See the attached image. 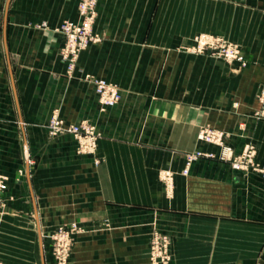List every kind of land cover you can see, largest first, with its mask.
Here are the masks:
<instances>
[{
    "label": "crops",
    "instance_id": "crops-1",
    "mask_svg": "<svg viewBox=\"0 0 264 264\" xmlns=\"http://www.w3.org/2000/svg\"><path fill=\"white\" fill-rule=\"evenodd\" d=\"M79 1L0 0L6 2L0 15V174L8 176L14 198L9 210L21 214L22 202L41 197L47 223L69 214L88 217L94 232L76 240L73 264H148L154 226L170 237L168 264H264V177L218 158L196 160L182 173L185 152L218 153L219 147L197 139L201 124L222 130L235 153L251 142L264 168L257 101L264 83V0H98L93 30L102 38L80 54L69 75L56 28L78 17ZM133 2H190L187 33L175 14L173 34L129 35ZM197 11L204 14L200 23ZM41 21L47 28L35 26ZM198 30L238 43L247 65L181 51L183 39ZM87 73L117 83L119 103L100 111ZM54 111L97 126L104 157L97 170L76 155L73 137H48ZM166 167L173 171L171 195L157 176ZM43 182L45 192L37 195ZM15 218H0L1 246L7 229L21 230ZM103 218L110 228H102ZM13 245L24 248V264H44L42 257L35 260V249H25L35 241Z\"/></svg>",
    "mask_w": 264,
    "mask_h": 264
},
{
    "label": "rangeland",
    "instance_id": "rangeland-1",
    "mask_svg": "<svg viewBox=\"0 0 264 264\" xmlns=\"http://www.w3.org/2000/svg\"><path fill=\"white\" fill-rule=\"evenodd\" d=\"M82 1V0H80ZM78 2L77 4V12H78V17L76 19H65L62 20L59 25L57 26L56 30L60 32L61 38L63 40V29L62 25L66 21H73V22H78L82 19L83 15L80 14L79 12V5L81 2ZM5 3L6 2H0V15L3 14L4 9H5ZM197 3L195 5L196 9L198 8L201 9V12L204 10V8L201 6L200 2H194ZM97 5H98V0H93V2H89L88 6H90L88 12H86L87 15H91L93 13V19H92V24H91V31L94 35H97L99 39L97 41H90L87 46L79 53L75 67L77 65L78 59L80 54L92 43L99 42L102 38V36L98 33H96L93 30V25L96 21L97 17ZM133 8L130 10L129 9V35H137L138 31H142V34H157L159 33H165V34H173L174 32V17L175 14L181 17V31L182 34L187 33L188 27H189V10H190V2H133ZM199 9V10H200ZM197 11V16L195 21L197 23H200L201 20L199 19L201 16L203 17V13ZM131 16H133V19H131ZM139 18V19H137ZM179 24V22H178ZM35 26L39 28H47V23L45 21H41ZM138 26L139 29H138ZM179 29V28H178ZM189 39H183V42L180 46V50L189 54H194V55H210L215 58H218V60H221L225 62L228 65H237V66H246L247 65V59L244 50L242 47L229 39L224 38L221 35L214 34V33H209V32H204V31H197L196 33H193ZM222 38L225 40L226 43L232 46H237L241 49V51L244 53L245 61L246 64L242 65L236 60H230L227 58H223L221 56H216L210 54L208 51V45L202 46L203 40H210V38ZM202 38V39H200ZM62 40H61V46L59 48V55L62 60L61 56V47H62ZM206 51V52H205ZM63 61V60H62ZM66 64V73L71 75L74 72L75 67L72 70H68L67 68V63L63 61ZM84 80L91 82L94 86L95 92L97 94V99L99 103V108L100 111L104 112L108 107L115 106L117 103H119L121 99V89L119 85L115 82H112L106 78L103 77H96L91 74H84L83 76ZM97 80H104L107 83L113 84L118 92V99L114 102V104H107L105 103L98 92L96 91V81ZM264 84V83H263ZM261 84L259 86L258 92L260 90V87L263 85ZM257 92V96H258ZM258 101V98H257ZM259 112L260 114L264 115V108L259 103ZM55 121L58 126V130L52 131L51 125L52 122ZM70 125H78L84 128V131H87L86 134L82 136V141H84V145L81 143V141L71 132L67 131V128ZM209 124H201L198 127V132H197V139L206 144L214 145L219 147L218 153L215 154L213 152L209 151H203L201 149H195L191 151L185 152L183 159H184V168L182 170L183 174H187L189 171V168L191 164L199 159H211V158H218L220 160H224L219 158V152H220V146L216 143H210L204 139H201L199 137L200 131L206 127H208ZM212 127V126H211ZM46 130L49 138H57L61 136H70L75 139L76 146H75V152L78 157H83L87 159L91 163L92 169H96L103 163L104 157L99 153V140L101 138V133L98 130L97 126L91 122L88 119H82L78 122H70L67 121L66 119L62 118L57 111H54L50 118L48 119L46 123ZM225 135V134H224ZM94 136V141H95V146L94 148L88 149L86 148L88 142L92 140ZM225 139V137H224ZM225 142V140H224ZM226 144V142H225ZM228 145V144H226ZM250 146L251 150L253 151L252 158L255 164H257L255 160L256 156V150L254 145L251 142H248L245 144L243 147V150L240 153H235L232 149V154L233 155H239L241 154L246 146ZM198 152H202L201 155H198ZM208 153H212L213 156H207ZM206 154V155H205ZM193 156V157H191ZM32 158V157H31ZM29 158L28 164L31 165L29 168V176H33V172L35 169L36 165V159H31ZM230 163L231 167L232 163L229 160H224ZM257 166L260 169L261 168L258 164ZM235 169V168H234ZM237 170V169H236ZM255 171L253 168H249L247 170H242V171ZM259 172V171H258ZM21 174H23V170L20 171ZM260 173V172H259ZM261 174V173H260ZM157 176L159 177V180L162 182L163 187L167 193V195H171L173 192V171L171 168H160L157 170ZM0 181L6 184V189L3 192L1 198H0V218H2L4 215H13L16 216L15 221H13L14 224L19 223L21 226V230H6L5 231V240H6V245L1 246L0 245V256L3 258H0V263L1 264H13V263H21L24 264L26 263V257L24 255L20 256L19 251L20 249L23 250L24 248H20L19 246L13 245L16 243V240H33L35 241V246L34 247H25L27 251L30 252V249H35V260L39 257L43 259L44 264H63V260L66 257V261L68 264H73V248L76 240L85 235L90 233H93V231H90L88 229L89 224L86 219L88 217L86 216H78V214H69L67 215L64 220L62 219H57L54 220V222L47 223L46 222V200L45 198H33V199H26V202H22L21 204L24 205V209H21V214L19 211L15 210H9L8 208V202H13L14 198L13 196L9 195L8 191V176L4 174H0ZM37 186V185H36ZM46 188L45 182L42 184H38L37 186V195L43 194ZM72 206V204H71ZM155 207V206H153ZM152 207V208H153ZM101 225H103V229H108L110 228L109 226V220L107 218L102 219ZM67 231L68 237L70 239V244H69V249L68 253L65 255V251L62 246H59V243L62 241V236L64 231ZM2 232H0L1 235ZM65 236V235H64ZM1 237V236H0ZM160 238V240H159ZM157 241V244L155 243ZM148 264H168L171 259V254H170V237L167 234L161 233L157 230L156 226L151 229L150 234H149V240H148ZM18 253V254H17ZM41 254V255H40ZM5 259V260H4ZM156 262H155V260Z\"/></svg>",
    "mask_w": 264,
    "mask_h": 264
},
{
    "label": "built area",
    "instance_id": "built-area-1",
    "mask_svg": "<svg viewBox=\"0 0 264 264\" xmlns=\"http://www.w3.org/2000/svg\"><path fill=\"white\" fill-rule=\"evenodd\" d=\"M80 2L81 4L79 5V12L81 15H83L82 19L78 22L66 21L62 25L63 40L61 47V56L62 60L67 63L68 70H72L75 67L79 53L87 46V44L90 41H97V39H99V37L97 35H94L91 31L93 13L91 15H85L90 8V6H88V3L93 2V0H82ZM202 40L203 43H200L202 44V46L210 44L207 46L208 50H206L210 54L221 56L230 60H236L242 65L246 64L244 53L239 47L229 45L225 42V40L219 37H212L210 38V40ZM95 85L96 91L105 103L111 105L114 104V102L118 99V92L113 84L107 83L104 80H97ZM257 98L259 103H261L264 108V84L260 87ZM51 128L53 132L58 130V126L55 121L52 122ZM67 131L73 133L84 145L82 136L86 134L87 131H84L83 127L78 125H70L67 128ZM199 137L210 143L218 144V146H220L219 158L229 160L232 163L233 168L237 170H247L249 168H253L255 171H259L264 177V169H260L253 161V151L251 150L250 146L247 145L241 154L233 155L231 147L226 145L224 142V132L218 128L211 126L202 129L200 131ZM94 146L95 141L93 136L92 140L88 142L86 148L88 147V149L92 150ZM201 154L202 152H198V155ZM207 156H213V154L208 153ZM5 189L6 184L0 181V198ZM63 231L64 233L62 236V241L59 243L58 247L62 246L66 255L68 253L70 239L68 237L67 231ZM155 243L157 244V241ZM63 264H68L66 261V257L63 260Z\"/></svg>",
    "mask_w": 264,
    "mask_h": 264
}]
</instances>
